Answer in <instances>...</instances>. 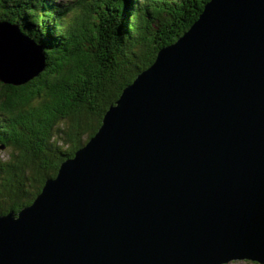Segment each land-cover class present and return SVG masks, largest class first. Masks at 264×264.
Returning a JSON list of instances; mask_svg holds the SVG:
<instances>
[{"label": "water", "instance_id": "95a60500", "mask_svg": "<svg viewBox=\"0 0 264 264\" xmlns=\"http://www.w3.org/2000/svg\"><path fill=\"white\" fill-rule=\"evenodd\" d=\"M0 20V82L45 66ZM264 264V0H210L32 203L0 264Z\"/></svg>", "mask_w": 264, "mask_h": 264}, {"label": "trees", "instance_id": "16d2710c", "mask_svg": "<svg viewBox=\"0 0 264 264\" xmlns=\"http://www.w3.org/2000/svg\"><path fill=\"white\" fill-rule=\"evenodd\" d=\"M210 0H0V20L42 47L43 70L0 82V215L33 202L109 106Z\"/></svg>", "mask_w": 264, "mask_h": 264}, {"label": "rangeland", "instance_id": "374dc122", "mask_svg": "<svg viewBox=\"0 0 264 264\" xmlns=\"http://www.w3.org/2000/svg\"><path fill=\"white\" fill-rule=\"evenodd\" d=\"M0 154L4 158L8 157V151L4 150L3 148L0 149ZM226 264H261V263L254 261V260H249V259H236Z\"/></svg>", "mask_w": 264, "mask_h": 264}]
</instances>
